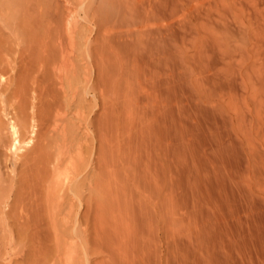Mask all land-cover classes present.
I'll use <instances>...</instances> for the list:
<instances>
[{"label": "bare ground", "instance_id": "6f19581e", "mask_svg": "<svg viewBox=\"0 0 264 264\" xmlns=\"http://www.w3.org/2000/svg\"><path fill=\"white\" fill-rule=\"evenodd\" d=\"M108 1L111 8H114L111 11H115L116 8L119 18L117 23H110L111 17H114L106 8L111 20H107V17L108 22L102 21L105 19L102 14L106 11L103 12V2L108 4ZM13 2L14 6H17L14 9L24 11L23 16L29 21L28 29L32 33L27 34L30 36L33 34L37 40L28 42L30 43L28 47H31L30 52H36V60L32 58V62L38 63L34 68L28 57L29 64L34 70L37 68L34 71L35 75L31 73L32 82H27L29 79L26 77L25 80L24 77V80L15 83L17 85L15 89L11 87L14 91L11 90L13 92H10L12 95L9 93L10 97L13 96L17 100L15 107L18 104L16 109L20 113L15 107L13 109L19 117L21 115L22 122L24 121L21 123L27 126L29 117H35L34 107L37 102L34 100L37 99L42 104L40 99L43 98L44 101L45 96L47 98L43 109L37 108L41 112L39 114L42 122L48 125L50 119L51 123L53 120L50 114L52 115L55 110L52 109L51 113L50 100L54 96L52 89L59 88V86L56 88L58 84L52 87V83L55 81L53 75L56 76L53 74L58 63L56 57H59L56 54L57 45L54 46V36L60 33L57 23L58 10L61 8L56 0ZM103 2L99 3L103 5L102 8L100 6L102 11L98 6H95L96 9L84 3L88 4L84 6L87 12L92 11L90 14L96 17L95 22L100 20L99 31L97 30L99 35L95 36L98 42L94 44L97 52L92 48L93 54L97 55L93 64L97 65L99 76L96 77H99L98 83L102 84L97 86L106 88L103 90L109 93L106 95L107 98L103 93V100L106 98L107 102L111 89L114 99H118L115 103L120 100L117 103L120 106L112 111L110 109L112 104L108 102L110 119H107L108 116L105 118L102 116L104 119L103 121L100 119L99 122L95 118L99 122L98 126L94 120L98 141L94 167L97 169L98 178L100 177L101 182H97L98 186H101V191H97L99 194L95 191L100 197L93 199L99 200L96 204L101 212L95 213L96 215L93 213V219L84 222L86 225L82 227L81 242L77 244L81 245V250L77 249L78 254L75 253V256L70 255L71 259L69 258L65 264H264V0ZM11 4L13 3H10V6ZM1 5L3 6L2 3ZM12 12L14 13V10ZM20 39L22 40V37ZM3 40L6 41L5 38ZM33 43L37 51L32 50ZM8 45L6 46L9 48ZM20 50L22 51V48ZM63 53L64 51L61 54ZM26 54L24 56L31 55ZM27 64L26 61L25 67L21 66L26 74L32 68L28 64L29 69ZM76 64L77 62L76 67L73 65L75 69L78 67ZM110 67L112 70L107 69ZM106 70L108 72L111 70L112 74L108 73L111 76L103 75ZM24 72L22 74L25 75ZM73 76L77 77L75 74ZM142 89L144 92L141 93ZM30 96L35 99L29 100ZM105 110L106 108L104 112L107 114L108 110ZM99 117L102 118L101 115L97 118ZM2 123L1 126L5 124ZM17 123L14 116L9 119L7 126L12 138L11 145L17 150V154L21 147H24L21 149L22 153L18 154L21 156L25 154L23 153L27 147L25 145L33 140L31 137L28 140L25 138L27 140L26 142L23 140L25 144L20 145L23 142H20L21 130L19 131ZM46 125L44 126L47 127ZM47 130L48 128L46 132ZM65 131L67 134V130ZM42 132L44 134L43 130ZM47 139L45 141L44 137V142H49ZM44 142L43 147L46 145ZM51 142L53 141H50V144ZM39 150H44L45 153L42 147ZM33 151L36 153L34 149ZM63 151L59 149L57 154L60 155ZM43 152H39L41 155L36 153L33 154L34 157L30 156L32 160L25 156L24 160H28L25 163L28 164L27 168L24 166L27 172L20 173V178L25 180V183H28L29 176L32 175L29 172L33 168L36 169L35 175L39 171V177L42 175L43 178L47 173L46 168L42 170L43 164L39 167L36 160L44 156V159L46 157L44 163H49L54 156L51 158V154L48 153L47 156V153L45 155ZM17 178L14 180L17 181ZM30 178L33 180L32 176ZM42 178L39 179L41 182ZM75 185L77 187V184ZM3 186H0L2 190ZM23 186L22 184L21 187ZM38 187L36 191L33 186L34 191L30 186L29 191L21 189L29 192L27 194L29 199L32 191L37 193ZM39 193L40 191L37 196ZM27 195L25 194L26 199ZM23 199L25 198L20 200L22 204ZM13 203H9L12 205L11 209ZM15 209L13 208L14 211ZM60 244L62 243H59V246ZM77 245L76 248L79 247ZM47 247L42 246L39 249L34 247L36 250L32 253L31 260L28 259L30 263L64 264L61 258L64 256L62 249L57 247L59 248L57 255L51 250L53 248Z\"/></svg>", "mask_w": 264, "mask_h": 264}, {"label": "rangeland", "instance_id": "374dc122", "mask_svg": "<svg viewBox=\"0 0 264 264\" xmlns=\"http://www.w3.org/2000/svg\"><path fill=\"white\" fill-rule=\"evenodd\" d=\"M2 1L3 0H0V54H1L0 57L2 58V60H0V65H1L0 66V72H2V73H0V118H1L0 119V128L1 127L2 128L5 127V128H3V129L1 128L2 132L0 131V135L2 133H4L3 131H5V133L2 134V136H0V145H1L0 146V172H1L0 173V176H1L0 177V186L4 185L5 189H4V186H3V190H2V188H0L1 189L0 192H2V194L0 193V200H1V202H0V212H1L0 213V217H2L0 219V228H1L0 229V264H27L28 262L30 263V260H31V257H32V253L34 252V250H36V249H34V247L37 248V249H39L42 246L46 248L47 246H44V245H48V247H47L48 249L49 248H53L51 250L54 252V254H57V255L59 254V253H57V251H58L57 249H59L57 247H60V250L62 249L61 251H62V254L64 256H62V254H61L62 257L60 255L59 256L62 258V261L65 264L69 260V258L71 259L70 255H74L75 253L78 254V251H76L77 249H79V251L81 250V248H80L81 245L79 246L77 244H80V242H81V235L83 234L82 233L83 232V228H84L83 226L86 225L85 223H87V221L90 222L93 219V216L96 215L95 213L98 214V212L99 213L101 212V210H99V208H97V204H96V201H99V200H96V199L94 200L93 199L95 197L96 198L100 197V196H98L99 192H97V191H99V190L101 191V186H98L99 183L97 182V181H100L99 180L100 177L98 178L99 175L96 172L97 169L94 167L96 165V163H95L96 159L94 160V157L96 156L95 153L97 152V151L95 152V150L97 149V145L96 144H98V143H96V142H98V141H96V139H97V136H96L97 135L96 134L97 129L96 128L98 126L97 123L100 122L99 121L100 119L103 121V119L105 117L108 116L107 119H110V117H111L110 116L111 115L110 114L111 111L109 110V107L107 105L108 102L109 103L111 102V104L113 106V107L111 106V108H110L112 111H115L120 106V104H119V106L117 105V103L120 100L117 103H115L116 100H118V99L116 97H115L116 99H114V94H113L111 89H110L111 93H110V95H108V99H107V102H106L105 101L106 98H107L106 95L109 94V93H105V91L103 90L104 87L103 88L101 86H100V88L98 87L99 84L100 85H102V84H101V82L98 83L99 77H96L97 75L99 76V71H98L96 63H95V65L93 64L95 59H97V58H95V57H97V55L95 56L93 53H94V50H96V49H94L95 48L94 44L96 42H98V39H96L95 36L97 35V37H98V35H99L98 31H99V26L100 25H98V24L100 23L99 22L100 20L97 21L98 23L95 22L96 21V17L94 16V14H92V13L90 14V12H92V11L87 12V10L85 9L84 6H87L88 4H90L92 7L93 6L94 7L98 6L99 9H100V6L102 8V6L104 5L103 12L106 9L111 11L114 8L113 7L111 8V6H110L111 4L109 3V1H108V4H106V2L105 3L103 2L104 0H89L90 1V2L88 1L89 3L86 2L87 0L86 1L85 0H56V2L59 3L57 5L59 6V8H61V9H59L57 7L59 9L58 10V12H59V23H57L58 24L57 26L60 27V33L58 32V35L56 33L55 36H54V39H55V45L54 46H56V45L58 46V47L56 46L55 48H57L56 49V51H57L56 54L59 57H56L58 63H57V66L55 67V70H53V74H55L57 77L53 75V80L55 79V81H53L52 84L54 86L52 85V87H56L55 85L58 84L56 88H58V86H59V88L57 90L54 89V88L52 89L53 95H54L52 97V100H50L48 98L50 100V102H51L50 103L51 113L55 109L54 113H52V115L50 114V118H52L53 120H52V123H51V119H50L49 124L46 125L44 122H42L43 120L41 119V114H39L41 112H39L40 110L38 108H41V110L43 109L44 101H46L47 97L45 98V96H44V101H43V98L40 99L42 101V102L40 101L43 104L42 105V104L39 103V100H37L35 98H32L30 96L29 100H31V98H32V100L35 99L34 100L35 103L37 102L38 104L36 103L37 105L35 104L36 107H34V109L36 110V113L34 115L35 117L34 118L33 117H31V118L29 117V119L31 121L28 120L27 121V126H26V124L25 125L22 124L24 121L22 122L21 115H20V117L18 116L19 115L18 113H20L16 109V107H18V104H16L17 106L15 107V103H16L17 100H15V98H13V96H12V98L10 97L12 95V93H10V92H13L14 89L16 88L17 85L15 83H17L19 80H21V81L24 80L23 79L24 77H25V80H27L26 77L30 80V81L28 80L27 82H29V83L32 82V79L30 78V76H32V74H34V71L37 69L36 68L34 70V68L38 66V63H36L37 61L36 62H32L34 59L36 60V58H35V56H36L35 53L36 52H33L34 54L32 52H30V48L31 47H28V45L33 42L32 40H35V42H37V40H36V38L34 37L33 34H32V36H33L34 39H32V36H30V34H27L28 32H31V31L28 29V28H30V27H28V22L29 21L27 20V18H25L23 16L25 12L24 11L20 12L19 10H15L14 9V7H17V6H14V2H13L14 0H4L3 2ZM102 2H103V5H99V3H102ZM1 3L3 4V6L1 5ZM10 3H13V4H11V6H10ZM84 3H88V4H84ZM13 10H14V13L12 12ZM107 10L104 12V14H102L103 18H105V19H102V21H104V20L106 21V18L108 17L107 20L110 21L112 19L110 23H112V24L113 23H117L119 21V18H117L116 8H115V11L113 10V11L110 12L112 14V16L114 17V18L111 17V19L109 18L110 13ZM15 11L17 13H15ZM18 11L20 12V14H19ZM63 13H64V15H63ZM108 13H109V15H108ZM13 14H15V15H13ZM115 14H116V20H114L115 19ZM21 19H23L24 21L21 22L22 21ZM25 22H27V23H25ZM106 22H108V21H106ZM11 23H12V25H11ZM107 24H109V23H107ZM75 27H77V28H75ZM58 30H59V28H58ZM75 31H76V33H75ZM95 31H97V32H95ZM25 32H26V35H24ZM77 32H79V33H77ZM60 34H62V36ZM28 36H30L31 39ZM21 37H22V40L20 39ZM4 38H5L6 41L3 40ZM54 39H53V42H54ZM23 40H24V42H23ZM28 42H30V43H28ZM4 43H6V45L10 44L11 48H10L9 45H8L9 46V48H8L6 45H4ZM13 43H14V45H13ZM34 44L35 43L32 44L34 46V49H32V50L33 51L34 50L37 51L36 50L37 49L36 45H34ZM2 45L5 46V49H4V46H2ZM60 45L62 47H60ZM22 46H24L26 49L24 47H22ZM21 48H22V51L20 50ZM10 49L12 50V52H11ZM27 49H29V50H27ZM58 49H59V51H58ZM62 51H64L63 55L61 54ZM95 52H97V50ZM26 53L31 54V55L24 56ZM30 56H32V57H30ZM68 56H69V58H68ZM28 57H29V59L31 61L30 63L34 64L33 65L34 68L29 64ZM32 58H33V60H32ZM26 61L30 65V68L32 67L31 69H33L32 70L33 72L32 71L30 72L31 69L29 68V65L27 64L28 68L30 69V70H28V73H27V74H29V76H26L27 74L23 71L24 68L21 67V66L25 67ZM72 62H75V63L77 62L76 65H78L79 69H78V67L75 69L73 67V65L75 66V63H72ZM111 68L112 67L107 68V69H111ZM96 69H97V73H96ZM111 70L109 72H108V70L104 71L105 74H103V75H106V77H108L109 75L111 76V74H112ZM18 71H21V72H18ZM73 71H75V72H73ZM76 71H78V72H76ZM10 72H11V74H10ZM22 72H24L25 75L22 74ZM69 72H71V74ZM104 72L102 71V73H104ZM106 72H107V74H106ZM108 73H111V74H108ZM57 74H59V75H57ZM73 74L77 75V77L73 76ZM65 75H67V76H65ZM71 75L73 76V78L70 77ZM8 76L10 78H8ZM3 85H5V86H3ZM95 85L96 86L98 85V86L96 87ZM1 86H2V88H1ZM5 87L7 89H5ZM11 87L14 88V89H12ZM187 87H189V86H187ZM96 88L97 89L99 88L100 92H98L99 90H97ZM101 88H102V90L104 92H102ZM107 88H109V85H108ZM104 89H106V88H104ZM11 90H13V91H11ZM54 90H56V91H54ZM143 90L144 89H142L141 93L144 92ZM58 91H59V93H57ZM103 93H104V95L106 97L104 100H103L104 96H102ZM64 94H65V96H64ZM101 96H102V100L100 99ZM6 97H8L9 99L7 98V100H6ZM111 99H112V101L115 104H113ZM39 104L41 105V107H40ZM55 106H58L57 107L58 109ZM14 107H15V109L18 112L17 114H16V110L13 109ZM105 108H106V110H108L107 114H105V112H104ZM29 109H27V110H29ZM61 109H62V111H60ZM113 109H115V110H113ZM37 111H38V113H37ZM56 111H58L59 114L56 113ZM101 111H103L104 113H101ZM9 112H12V113L10 114ZM14 112H15V115H14ZM30 112H31V109H30ZM98 113L101 115V117L103 116L104 118L103 117L102 118H100V117L97 118L98 116H100V115H98ZM14 116H15V119H17V122H18L17 124H19L18 125L20 127L19 131L21 130L20 131L21 132V135H20V139L21 140H20V142L22 143L23 140L26 142L28 139H30V137L33 140L29 144L25 145L27 147L23 151V153H25V154L24 155L21 154L22 157L20 155H19L20 156L19 157L18 154H20V152L22 151L21 149H23L24 147L23 148L21 147L20 150L18 149L19 153L17 154V152H16L17 150H14L13 146L11 145L12 138L10 137L9 128L7 126L8 122H9V119L11 117L14 118ZM63 117L65 118V120H64ZM95 118L99 122H97ZM94 120L96 121V123H95ZM1 121H3V123H5V124H3ZM35 121H36V123H35ZM68 121H70V122H68ZM102 121H101V123H102ZM1 123L3 125H5V126H3V125L1 126ZM28 123H30L31 125L28 124ZM42 123L44 125H46L47 127H45ZM57 123H58V125H57ZM94 123L97 125L96 128H95ZM22 125H24L25 127L24 126L22 127ZM37 125H39L38 129H37ZM68 126H69V128H68ZM44 127L46 129L48 128V130H47L48 134L46 132V129L45 130L43 129ZM22 128L24 129V131H23ZM40 129H41V131H40ZM42 130L44 131V134H43ZM56 130H58V131H56ZM65 130H67V134L65 133L66 132ZM53 131H54V134H53ZM45 132H46V134L48 136L45 134ZM68 132H70V133L68 134ZM49 134H52L53 136H55V138L53 136H50ZM42 135H44V136H42ZM73 135H74V137H73ZM35 136H36L37 139L35 138ZM44 137H45V141H46V139L48 137L49 140L47 139V141H49V142H47V143L44 142V140H43ZM58 137L61 138V139H59ZM70 138H72V139H70ZM6 139H7V141H6ZM50 141H53V142H51V144L53 143L52 145L50 144ZM54 141H56V142L54 143ZM2 142H4L5 144L2 143ZM35 142H36V144L38 146L36 144H34L35 146L32 144V143H35ZM37 142L38 143L40 142V143L38 144ZM43 142L46 144L45 147H43L44 146ZM79 142H81V143H79ZM57 143L58 144L60 143V144L58 145ZM23 144H25V143L23 142L20 145H23ZM56 145H57V147H56ZM28 146H30L29 147L30 149L28 148ZM49 146H50V148H49ZM86 146H88V147H86ZM37 147H38V149H37ZM41 147L43 149H45V153H47V156H48V153H49V155L51 154L50 155L51 158L54 156L53 157L54 159L52 158L49 163H46V162L44 163L46 157L44 159L43 155H42L43 158H41V156L40 157L37 156L39 158H37L38 161L36 160V162H37L39 167H40L41 164H43V165L45 164V166L47 165V167L41 165V167H43V169L40 168V170L41 169L44 170L46 168L45 171L48 174L46 173L43 176V178H45V179L42 178V175L40 176L42 178V182H41V180H39L40 177L38 176V172L39 171L37 172V175H35L34 170H36V169L33 168L29 172V174L31 175V173H32L31 176L33 177L32 179L34 181L31 180V178H30L31 176H29V180L28 181L26 180L28 183H25V180L20 178V173L27 172V170H25V169L27 168L28 164H25V163H27L28 160H24V159H26L25 156L30 158V156H32V157L35 156L33 154H36V153H39V152H43L44 150L43 151L39 150V149H41ZM28 149H29V151H28ZM33 149L35 150L36 153H33L34 152ZM59 149H61V151H63L64 149L65 150L63 152H61L60 155H58L57 153H58ZM10 150H12V151H10ZM55 150H56V152H55ZM2 151L3 152L5 151L4 154H2L3 153ZM55 153H56V155H55ZM41 154L39 153V155H41ZM57 155L59 156V158H58ZM14 156H17V157H14ZM16 159H17V161H16ZM40 159L43 162H40L41 161ZM61 159H63V161ZM84 160H86L87 162L84 161ZM14 162H15V164H14ZM19 162L22 165L24 163V165L23 166L20 165ZM30 162H32V161H30ZM30 162H29V164H30ZM3 166H4V168H3ZM21 168H23V170ZM47 168H48V171H47ZM7 171H9V172H7ZM45 171H44V173H45ZM91 172H94V173L92 174ZM40 173H41V171H40ZM94 174H95L96 177L94 176ZM16 176H18V178ZM10 177H12V179ZM14 178L15 179L17 178L19 181L18 180L17 181L14 180ZM19 178L21 180H23L22 182H24V183H22V182L21 183L24 186H25V184L29 185L31 190H33L34 187L38 185L39 187L37 186L38 187L37 193L33 192L34 190L36 191V188H37L36 187L32 191V193L30 195L31 197H29V199H28L29 195H27V194H29V192H28L30 190L29 186H27L28 188L26 186H25V188H24V186L21 187L22 184L20 183L21 180ZM79 179H80V181H79ZM14 181H16V183ZM29 181L30 182H34V183L36 182V184L34 185L33 183H30ZM17 182L20 183L21 185L18 184ZM39 182H41L42 186L40 185ZM91 183L94 184L95 186H93ZM17 184L20 185V186H18ZM47 184H49V185L47 186ZM75 184H77V187H76ZM82 184H83V186H82ZM91 185L94 188H92ZM11 186H13V188ZM32 186H33V189H32ZM15 188H17V189H15ZM21 188L22 189L24 188L23 190L28 189L27 193L25 191H22ZM75 188H76V190H75ZM88 188H89L90 191L88 190ZM39 191H40V193L37 196ZM48 192H49V194H48ZM21 193H23V194H21ZM33 193H34V195H32ZM88 193H89V195H88ZM25 194L27 195V199L28 200L26 199ZM35 194H36V196H35ZM12 195H13V197H12ZM15 196H16V198H14ZM22 196H25V197H22ZM87 196L89 197V199H88ZM13 198H14L15 202H14V200L12 201ZM21 198H25V199H23L24 200L23 204L20 203L21 202L20 201ZM31 198H33V199H31ZM84 198H86V199H84ZM16 199H17V201H16ZM38 201L41 202V203H39ZM35 202L38 205L35 204ZM9 203L10 204L13 203L14 206H16L18 204L16 206L17 209H15V207L13 206L15 211H18V212H15L13 210V208L11 209L12 205H10ZM59 203L61 204V206H60ZM21 204L23 206L22 208H21ZM24 204H26L28 206H25ZM29 205H31V206L29 207ZM20 208L21 209L24 208V209L21 210ZM18 209H20V211ZM11 210H13L12 212H14V213H12ZM24 210L25 211L27 210V211L24 212ZM55 210H56V214H54ZM90 211H92V213ZM27 212L28 213L31 212L32 215L28 214ZM93 213H94V215H93ZM18 217L20 218L19 220H18ZM38 217H39V219H38ZM89 217H91V219ZM34 219H38V220H34ZM57 219H59L60 221H58ZM7 221H9L10 223H8ZM19 222L20 223L22 222L21 225L24 224V222H25V224L23 226H21ZM26 222H28L27 223L28 225H26ZM7 223L8 224H12V225H8ZM58 223H60V224H58ZM91 223H89V225ZM82 224H84V225H82ZM57 225H59V226H57ZM16 226H18V227H16ZM89 227L91 228V225ZM14 229H16V231ZM56 234H58V235H56ZM60 237L62 239H60ZM58 238L60 239V241H59ZM58 242L62 243V244H60V246H59ZM45 243H47V244H45ZM62 245H64V246H62ZM76 245L79 246V247L76 248ZM64 250H66V251H64ZM70 250H71V252H70ZM28 259H30V260H28Z\"/></svg>", "mask_w": 264, "mask_h": 264}]
</instances>
